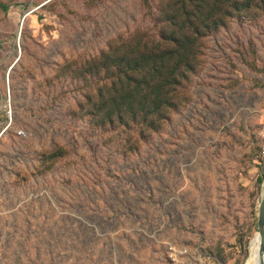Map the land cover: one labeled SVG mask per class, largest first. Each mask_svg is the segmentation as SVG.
Masks as SVG:
<instances>
[{
    "label": "rangeland",
    "instance_id": "rangeland-1",
    "mask_svg": "<svg viewBox=\"0 0 264 264\" xmlns=\"http://www.w3.org/2000/svg\"><path fill=\"white\" fill-rule=\"evenodd\" d=\"M167 1L0 0V264H173L170 245L245 264L264 185V0L202 41L167 120L142 136L103 124L104 53L156 35Z\"/></svg>",
    "mask_w": 264,
    "mask_h": 264
},
{
    "label": "trees",
    "instance_id": "trees-1",
    "mask_svg": "<svg viewBox=\"0 0 264 264\" xmlns=\"http://www.w3.org/2000/svg\"><path fill=\"white\" fill-rule=\"evenodd\" d=\"M255 1L168 0L160 7L156 35L138 38L129 49L110 47L100 63L107 75L96 94L105 127L142 136L167 120L169 111L186 102L183 82L196 71L202 41L235 14L256 11Z\"/></svg>",
    "mask_w": 264,
    "mask_h": 264
},
{
    "label": "built area",
    "instance_id": "built-area-1",
    "mask_svg": "<svg viewBox=\"0 0 264 264\" xmlns=\"http://www.w3.org/2000/svg\"><path fill=\"white\" fill-rule=\"evenodd\" d=\"M13 113L11 105V97L9 90L5 93L0 102V142L5 134L13 127ZM18 138L25 137V132L21 129L15 130ZM169 259L173 264H197L195 260L190 258V250L184 246L170 245L168 250Z\"/></svg>",
    "mask_w": 264,
    "mask_h": 264
},
{
    "label": "bare ground",
    "instance_id": "bare-ground-1",
    "mask_svg": "<svg viewBox=\"0 0 264 264\" xmlns=\"http://www.w3.org/2000/svg\"><path fill=\"white\" fill-rule=\"evenodd\" d=\"M17 55H18V52H17ZM263 195H264V185H263V190H262V196ZM262 256H263V253H262V249L260 246L259 234L257 231L249 242L248 255H247V260L245 264H260Z\"/></svg>",
    "mask_w": 264,
    "mask_h": 264
},
{
    "label": "water",
    "instance_id": "water-1",
    "mask_svg": "<svg viewBox=\"0 0 264 264\" xmlns=\"http://www.w3.org/2000/svg\"><path fill=\"white\" fill-rule=\"evenodd\" d=\"M257 228L260 238V246L263 253L260 264H264V195L262 196L261 201L259 203Z\"/></svg>",
    "mask_w": 264,
    "mask_h": 264
}]
</instances>
